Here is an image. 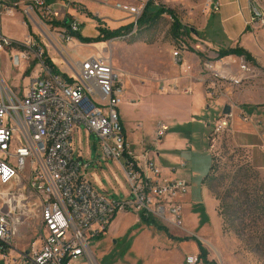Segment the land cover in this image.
<instances>
[{
    "label": "rangeland",
    "instance_id": "rangeland-1",
    "mask_svg": "<svg viewBox=\"0 0 264 264\" xmlns=\"http://www.w3.org/2000/svg\"><path fill=\"white\" fill-rule=\"evenodd\" d=\"M3 1L2 4L8 7L17 4L12 15L0 16L1 34L14 42V47L0 52V80L9 89L22 98L31 72L38 69L33 55L29 56L27 62L22 57V49L16 46L23 45L29 35L26 27L31 35V49H42L46 58L60 72L69 70L66 62L76 65L96 55L107 57L114 69L122 71L119 78L124 89V102L118 108V113L132 152L150 150L151 158L162 168L165 176L184 180L189 185L187 201L181 203V228L171 230V226L153 216L171 235L177 236L178 240H173L172 248L156 250L167 235L155 228L151 229L152 235H144L134 247L132 240L127 239L124 228L140 219H136L135 214L119 213L114 216L107 233L90 241L96 264H182L181 257L185 254L176 244L184 237H189L184 243L189 241L197 247L199 242L208 251V258L216 264H264V178L251 168L242 153L225 143L222 135L218 138L212 136L210 129L215 119L211 113H197L194 121L187 122L185 118L190 117L188 113H184L182 118L179 115L181 110H185L186 102L171 99V94L180 87L177 85L175 91L162 90L183 79H191L187 72L183 74L179 69L173 53L179 51L180 43L185 45L186 52H196V45L200 41L191 34H183L178 40L171 38L172 20L168 15L139 28L131 12L116 8L121 5L143 11L146 4L151 2L149 11L157 7L169 9L175 13L181 25L194 31L202 29L203 18L209 17L206 30L214 33L219 32L215 21L234 13L233 0H220V11L207 15L204 13L206 0H61L66 6V17H74L81 25L80 37L95 40L82 43L74 39L75 44L59 39L57 34L64 28L55 22L61 21L42 16L34 7V0ZM252 3L264 7V0H246L248 10ZM29 8L33 11L27 14ZM60 8L55 6V9ZM130 23L134 25L132 31L121 38L96 41L100 29L112 31ZM230 25L235 30L239 25L238 18L232 20ZM219 35H211L214 39H210L213 42L216 39L227 42L228 38ZM218 44L223 47L221 43ZM209 51L217 50L212 46ZM209 56L214 57V54ZM227 66L234 73L235 70ZM224 90L225 86L222 87ZM183 91L188 94V89ZM225 95H218L217 99ZM159 122H166L169 126L162 138L155 136ZM212 137L215 138L214 142ZM140 138L143 142L138 144ZM102 154L99 139L84 126L74 131L73 159L91 164L90 169L82 171V174L95 191L107 200L123 202L129 190L124 174L116 161H101L98 165ZM181 163L185 164L183 169H180ZM211 164L212 172L207 178ZM172 168L177 171L169 174ZM206 178L205 185L210 190L215 207L208 197L204 198L202 184ZM28 225L20 230L21 238L15 243L17 251L22 250L30 240L38 244L37 238H34L33 223L29 222ZM188 225L194 229L193 233L185 231ZM115 230L124 235L119 241L112 237ZM11 257L14 256L9 254L3 260L0 254V264H10Z\"/></svg>",
    "mask_w": 264,
    "mask_h": 264
},
{
    "label": "built area",
    "instance_id": "built-area-1",
    "mask_svg": "<svg viewBox=\"0 0 264 264\" xmlns=\"http://www.w3.org/2000/svg\"><path fill=\"white\" fill-rule=\"evenodd\" d=\"M34 7L52 21L69 20V29L58 35L69 42L68 31L77 33L80 24L66 17L65 5L60 10L42 0ZM212 11H220V0H208ZM13 7L0 4V13H11ZM132 13L135 22L142 11L116 6ZM32 12V8L26 13ZM258 6H249L246 29L260 27ZM261 28V27H260ZM22 57L33 55L38 69L22 98L0 80V254L10 264H96L90 241L105 233L109 221L118 213L139 214L181 227V206L178 197L187 193V183L177 179H161L160 171L151 162L146 167L130 154L126 134L120 122L118 108L123 97L119 76L108 58L94 56L69 70L54 72L46 64L42 49H31ZM51 44V43H50ZM52 45V44H51ZM57 50V45H55ZM14 47V42L0 33V52ZM178 56L177 52L173 53ZM228 67V66H227ZM226 65L204 64L206 95L217 99L226 94L223 86L240 87L251 70L239 66L232 73ZM84 126L99 139L102 157L97 162L113 160L119 163L129 186L123 202L109 201L96 192L82 171L90 164L73 159V133ZM226 121L219 120L214 135L223 133ZM168 126L159 124L156 137H163ZM151 174L152 177L148 176ZM36 222L38 246L17 251L15 243L20 230ZM188 264H198L197 258L187 257Z\"/></svg>",
    "mask_w": 264,
    "mask_h": 264
},
{
    "label": "crops",
    "instance_id": "crops-1",
    "mask_svg": "<svg viewBox=\"0 0 264 264\" xmlns=\"http://www.w3.org/2000/svg\"><path fill=\"white\" fill-rule=\"evenodd\" d=\"M2 1L3 0H0V4L4 5L2 4ZM42 1H44L47 5H50V6H63L64 4L63 1L61 0H51L49 2H47L46 0H42ZM206 4L208 5V0H206ZM233 4H234V13L229 14V15H224L220 21L217 20L218 22L215 21V23H217V26H218L217 30H219V32L216 31L213 33L211 31L208 32L206 30L208 23L210 21L209 17L208 19L206 17L203 18V21L201 23L202 29L194 31L193 29L189 28L190 29L189 34H191L196 40L200 41L196 45L197 51L196 52H186L185 45L180 43L178 46L179 51H176L178 53V56L176 57V59H177L178 65H180L178 66L179 69L183 72V74H185L184 72H187V74L190 75L191 79H188V80L183 79L182 81L168 85L167 88L164 87L162 90L163 92H165V90L175 91L177 85L178 87H180L179 90L171 94L172 96L171 99L186 102L185 110H181L179 115H181V118H182L185 115L184 113H188L190 117L185 118L186 120H188L187 122L194 121L193 118L197 117V113H200V112L211 113L215 119L213 122L214 124L212 125L213 128L210 129V131H212L211 132L212 136L213 137L217 136L218 138L220 137L219 135H222L225 138L224 139L225 143L231 149H235L239 151L240 153H242L247 160L246 162L251 166V168L254 169L256 172H258V174L262 178H264V29L260 27L254 28L252 31L245 29L244 23L249 17V10L246 4V0H233ZM207 5H206V11L204 12L206 15L212 12L211 5L209 6ZM258 6L264 12V7H261L260 5ZM11 7H13L11 13H5L2 11L0 13V16L1 15H12L14 12V8L17 7V4H14ZM220 8H221V5H220ZM237 18L239 20V25L234 30L235 27L230 25V23L232 20L237 19ZM53 23L54 22H52L51 24ZM27 32H28V29H27ZM216 33H219L220 34L219 36H224L225 38H228L226 39L227 42H225V40L217 41V39L213 42V40H211L210 38H213V36L216 35ZM29 36L31 35H28L25 38L24 43L27 40H29L30 38ZM75 43L76 41L73 38H71L68 44H75ZM218 43H221L223 47L219 46ZM212 46H215V49L217 51L207 52V50L209 48L211 49ZM235 48H240L246 51L250 55L251 59L253 60V63L247 62L243 58L236 57L233 55L226 56L223 58H218V52L220 50L235 49ZM209 54H214V57L209 56ZM96 56H99V55H96ZM26 61L28 62V60ZM206 62H214L216 63V66L229 65L230 68L235 71L238 70L239 66H244L246 68H249L251 70V73L249 74V80H247V82H245L240 87H234V86L226 87L225 86L226 87L225 91L227 92L226 93L227 95H225L222 98H218V99H210L206 95V84L207 83L205 82L206 78L204 74V64ZM114 71L117 73L118 76L121 75L122 71H119L117 69H114ZM199 74L201 76H198ZM184 89H188V94H186L183 91ZM123 102H124V89H123V97H122L120 106L123 104ZM225 108H228L226 113H224ZM172 111H170L169 113H172ZM217 118L219 120L226 121L227 126L225 130L223 131V133L219 135H214L213 133L214 126L219 121L218 120L217 122H215ZM120 122L126 134V129H125V126L123 125L122 120ZM162 123L168 126L166 122H159L158 124H156L155 136H156L157 126ZM214 139L215 138H213L212 142H214ZM126 142L128 144L130 154L133 156L134 159H136V161L138 162L137 164L138 166L142 168L141 169L142 171L146 167L147 162L149 161L152 164H154V166L158 168V170L160 171V176H161L160 180L170 179V176L169 177L165 176V173L163 172L162 168L153 161V159L151 158L150 150L142 149L140 152H134V151L132 152L131 146L127 139V134H126ZM142 142L143 141L140 138V141L138 142V144L139 143L141 144ZM117 164L119 165V167L120 165L121 167H123L124 160H120L119 163ZM90 167H91V164L88 166L87 171L90 169ZM184 167H185V164L181 163L180 169H183ZM176 171H177L176 169L172 168L169 170V174L176 173ZM211 172H212V164H211L210 171L207 175V178L208 176H210ZM147 174L148 176L152 177L151 174L149 173ZM207 178L204 180L202 184L204 198L208 197L210 201L213 202V206L215 207L214 199L210 195V190L207 189L205 185ZM177 180H181V179H177ZM188 188H189V185L187 184V193H188ZM128 192L129 190L126 193L127 199H128ZM187 193L183 196L178 197V201L180 202V206H181V214H182L181 203H185L187 201V195H188ZM123 214H130V213L123 212ZM131 214H134V213H131ZM135 215H136V219H138L139 216L137 214ZM215 217L217 218V215ZM113 218L109 221L105 233L108 232V228L111 225ZM30 223H33V227L34 229H36V222H30ZM167 225L171 226L170 228H172L171 230H173L174 226H172L169 223H167ZM29 226L30 225H28L27 227ZM182 226H183V221H182V216H181V227ZM175 228H178V227H175ZM151 229H153V227L147 226L144 223L137 220L134 224H131L130 227L124 228V231L126 232L127 239L130 238V240H132L133 245L135 247V243L138 242L139 239L143 238L144 235H147V236L152 235ZM185 231L188 233H193L194 229H192V227L188 225L187 227H185ZM168 235L169 236L165 237L166 240H164L162 245L161 244L157 245L156 250L160 251V248L163 250L172 248L173 240L177 239V236L171 235L169 231H168ZM35 237H36V233L34 232V238ZM112 237L117 238V240L119 241V239H122L121 237H124V235L123 236L120 235L119 232L115 230V232L112 233ZM37 243L38 244H35L31 242L30 240L27 242L26 246L22 250H24L27 247L38 246L39 245L38 240H37ZM176 245L181 249V252H184L185 254V256L181 257L182 264H188L186 261L187 257L197 258L198 247L194 246L192 242L191 243L189 241H187L186 243L180 242V243H177ZM10 255L14 257L17 256L15 253H10ZM180 255H183V253H181ZM208 257L209 256H208V251H207V260L213 261V260H210ZM138 264H142V263L139 262ZM198 264H202V263L199 262Z\"/></svg>",
    "mask_w": 264,
    "mask_h": 264
},
{
    "label": "trees",
    "instance_id": "trees-1",
    "mask_svg": "<svg viewBox=\"0 0 264 264\" xmlns=\"http://www.w3.org/2000/svg\"><path fill=\"white\" fill-rule=\"evenodd\" d=\"M46 1L49 2L51 0H46ZM150 6H152L151 2L147 3L146 6L143 8V11H142L140 17L136 21L137 27H139V28L146 27V26L154 23L157 19L161 18L163 15H168L172 20V24H171V28H170L171 38H173L174 40H178V39H180V37L183 34H186V35L189 34L190 29H187L186 27H184L183 25L180 24L177 16L175 15V13L173 11H171L169 9H165L164 7H157V8H155L154 11H149ZM68 21L69 20L66 18L62 22H55V23L59 27H62L64 29H69V26H68L69 22ZM133 26H134L133 23H130L127 26H123V27H120V28H118L116 30H112V31L107 30V29H100L99 30L100 31L99 36L97 37L96 41L107 42L109 40L121 38V36L125 35V33L127 34L130 31H132ZM27 29H28V33L30 35L29 28L27 27ZM79 32L80 31H78L77 33H72L71 31H68V34L71 38L79 40L82 43H88V42L95 41V40L84 39V38L80 37ZM230 55L243 58L245 61L253 63V60L251 59L250 55L246 51H244L240 48L220 50L218 52V58H223V57L230 56ZM45 62L52 69V71L58 72V69L54 65L51 64V62L48 58H45ZM138 216H139L140 222L144 223L147 226L153 227L160 232H164L167 236H169L167 229L163 225L159 224L150 214H147L145 212H141L138 214ZM101 237H102V235L98 236L96 239H99ZM187 239H189V237H184L179 242H185V240H187ZM176 240H178V238ZM197 244H198L197 245V247H198V256H197L198 263L200 262L202 264H216L213 261L207 260L206 249L199 242Z\"/></svg>",
    "mask_w": 264,
    "mask_h": 264
},
{
    "label": "bare ground",
    "instance_id": "bare-ground-1",
    "mask_svg": "<svg viewBox=\"0 0 264 264\" xmlns=\"http://www.w3.org/2000/svg\"><path fill=\"white\" fill-rule=\"evenodd\" d=\"M258 10H260V14H258V24H260V27H264V13L262 10L258 7ZM17 47L21 48L23 52H28V44L23 43L18 45L16 44Z\"/></svg>",
    "mask_w": 264,
    "mask_h": 264
},
{
    "label": "water",
    "instance_id": "water-1",
    "mask_svg": "<svg viewBox=\"0 0 264 264\" xmlns=\"http://www.w3.org/2000/svg\"><path fill=\"white\" fill-rule=\"evenodd\" d=\"M227 110H228V108H225V111H224V113H226V112H227Z\"/></svg>",
    "mask_w": 264,
    "mask_h": 264
}]
</instances>
